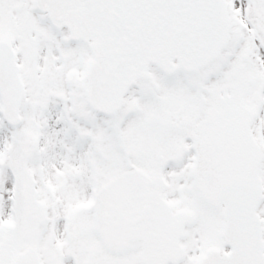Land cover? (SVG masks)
<instances>
[{"label": "snow or ice", "instance_id": "1", "mask_svg": "<svg viewBox=\"0 0 264 264\" xmlns=\"http://www.w3.org/2000/svg\"><path fill=\"white\" fill-rule=\"evenodd\" d=\"M0 264H264V0H0Z\"/></svg>", "mask_w": 264, "mask_h": 264}]
</instances>
